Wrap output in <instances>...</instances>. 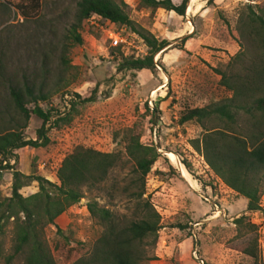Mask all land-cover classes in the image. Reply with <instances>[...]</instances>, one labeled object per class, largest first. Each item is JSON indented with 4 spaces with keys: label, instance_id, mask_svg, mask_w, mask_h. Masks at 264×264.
<instances>
[{
    "label": "rangeland",
    "instance_id": "374dc122",
    "mask_svg": "<svg viewBox=\"0 0 264 264\" xmlns=\"http://www.w3.org/2000/svg\"><path fill=\"white\" fill-rule=\"evenodd\" d=\"M78 1L0 0V111L9 102L6 78L12 76L20 82L22 76L39 73L45 63L49 69L47 85L60 79V87L39 106L52 109L51 115L66 113L70 117L67 125L54 128L52 116L46 124L48 144L32 150L16 149L13 153L18 160L13 163L8 159V164L23 169L24 175H39L57 184V168L77 145L117 152L123 160L122 167L112 170L103 186L82 188L83 198L58 215L53 224L43 227L54 263L70 264L88 254L102 232L86 211L88 200H95L120 219L133 218L131 204L117 192L134 167L124 154L128 134L137 135L140 143L153 146L158 154L144 177L143 196L158 213L160 224L147 264H252V258L241 251L252 240L256 241L258 260L264 263V192L259 209L246 211V200L226 187L191 147L190 140L200 138L204 129L193 121L178 123L186 109L233 95L229 89L232 80H228L229 86L221 85L218 72L229 79L242 72L244 65L247 74L251 63L258 66L264 60V48L249 21L251 12L259 14L264 9V0H196L190 6L187 0L183 16L161 8L139 9L136 0H113L124 4L131 21L156 40L168 43L154 54L152 69L120 71L115 70L116 65L121 55L129 52L111 48L106 32L119 33L121 26L103 20L98 21V27L84 21L77 29L82 43L69 46L68 27ZM171 2L177 5L180 0ZM135 45L146 54L145 45L141 47L136 40ZM63 58L71 68L61 63ZM94 87L92 101L79 102L77 96H89ZM260 88L254 95L264 94V83ZM254 115L257 118L258 111ZM236 116L237 128L247 131V115L238 111ZM39 124L30 115L23 137L34 139ZM215 125L205 123L206 127ZM23 151H27L24 158ZM168 154L175 157L173 163ZM10 173L0 171V197L9 196ZM112 184L115 190L110 189ZM28 187L37 190L34 181ZM240 216L242 222L234 223ZM246 222L255 228L247 229ZM0 244L3 254L12 252L10 220L0 235ZM9 264H23L22 255L13 256Z\"/></svg>",
    "mask_w": 264,
    "mask_h": 264
},
{
    "label": "trees",
    "instance_id": "16d2710c",
    "mask_svg": "<svg viewBox=\"0 0 264 264\" xmlns=\"http://www.w3.org/2000/svg\"><path fill=\"white\" fill-rule=\"evenodd\" d=\"M186 2L180 0L179 4L174 5L170 0H136V7L150 11L161 8L183 16ZM90 13L114 25L123 26L127 32L135 33L147 48L143 57L121 55L116 71L152 69L154 54L168 44L164 39L156 40L149 31L131 21L121 1L79 0L68 27L69 46L82 43L77 29ZM250 14L249 21L253 23L254 33L264 48V9L259 14ZM111 48L118 50V47ZM60 61L71 68L66 59ZM44 64L39 73H31L30 78L22 76L20 82L12 76L6 78L9 102L0 111V171L10 170L11 182L9 196L0 197V235L10 220L12 252L3 254L0 244V260L4 264H9L17 254L22 255L23 264H55L43 238V227L53 224L58 215L83 198L82 188H100L112 170L122 167L123 160L119 153L100 152L81 145L75 146L62 159L55 173L57 184L39 175H24L13 169V164H8V159H13V163L16 161L14 150L44 147L48 144L46 124L52 116L54 128L67 125L70 121L66 113L51 115L52 109L44 110L39 106L40 102L48 100L60 87V79L47 85L49 69ZM247 71L245 74L244 65L242 72L233 73L229 79L218 72L221 85L229 86L228 80H232L229 89L233 95L224 101L186 109L179 116L178 123L193 121L204 129L200 138L190 140L191 147L201 155L208 169L226 187L246 200L245 210L253 212L259 209V199L264 192V94L254 95L256 91L261 92L260 87L264 83V60L258 66L251 63ZM94 92L95 87L89 96L77 98L79 102H90ZM69 106L72 108V104ZM238 111L247 115V122H250L245 132L235 125ZM254 111H258L257 118L254 117ZM30 115L35 116L40 124L35 129V138L25 139L23 129ZM206 122H214L216 125L206 127ZM124 154L134 167L131 177L126 179L117 192L124 195L131 204L133 218L120 219L106 207L99 206L95 200H88L85 203L86 211L102 227V232L90 252L77 257L70 264H147L152 258L150 252L156 244L160 224L158 213L148 198L143 196L144 177L158 154L153 146L140 143L138 136L133 134L126 137ZM32 181L36 183V192L21 196L19 189ZM115 188V184L110 186L112 190ZM242 220L240 216L233 222L239 224ZM245 224L249 230L255 228L249 222ZM56 232L61 233L58 228ZM255 244L256 241L252 240L241 251L252 258V264H264L258 260Z\"/></svg>",
    "mask_w": 264,
    "mask_h": 264
},
{
    "label": "built area",
    "instance_id": "2783aa9c",
    "mask_svg": "<svg viewBox=\"0 0 264 264\" xmlns=\"http://www.w3.org/2000/svg\"><path fill=\"white\" fill-rule=\"evenodd\" d=\"M85 21L90 23L91 25H96L99 27L98 21L100 23L103 20L98 15L90 13ZM94 21H96L97 23H95ZM104 21H106L105 23L107 24H112L107 20ZM106 34L108 36V41L111 44L110 47H118V50L125 49L129 52V55L127 56L137 58L139 56L138 54H145L143 52L144 50H142L140 47H138L137 45L134 46V41L136 40L141 45V47H144L142 40L135 33L127 32L123 26L120 27L119 33L108 30ZM2 164H4V161L2 162Z\"/></svg>",
    "mask_w": 264,
    "mask_h": 264
},
{
    "label": "crops",
    "instance_id": "0c3cea01",
    "mask_svg": "<svg viewBox=\"0 0 264 264\" xmlns=\"http://www.w3.org/2000/svg\"><path fill=\"white\" fill-rule=\"evenodd\" d=\"M171 1V0H170ZM173 4V3H172ZM25 148H27V150L28 149H33V148H30V147H22V148H19V149H25ZM19 149H17V150H19ZM24 153H23V158L25 157V155L27 154V151H23ZM17 155H18V151H17ZM17 160H18V157H17ZM19 160H20V157H19ZM18 171L19 172H21V173H23V174H25L24 173V170L22 169V171H21V169H18ZM32 189V191H29V190H31ZM20 190H26L25 192V194H23V193H20ZM34 187L32 188V187H28V185H26V186H22L20 189H19V193L21 194V196H23V197H26V196H28V195H30V194H32V193H34Z\"/></svg>",
    "mask_w": 264,
    "mask_h": 264
},
{
    "label": "bare ground",
    "instance_id": "6f19581e",
    "mask_svg": "<svg viewBox=\"0 0 264 264\" xmlns=\"http://www.w3.org/2000/svg\"><path fill=\"white\" fill-rule=\"evenodd\" d=\"M196 0H190L189 1V6L192 5ZM170 161L173 163L175 161V157L172 154L167 155ZM184 173V172H183ZM185 175V174H184Z\"/></svg>",
    "mask_w": 264,
    "mask_h": 264
}]
</instances>
